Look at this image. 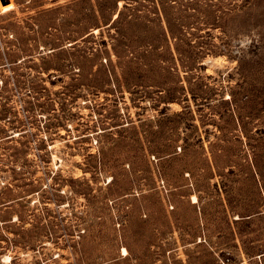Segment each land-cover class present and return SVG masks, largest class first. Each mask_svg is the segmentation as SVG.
Wrapping results in <instances>:
<instances>
[{
    "label": "rangeland",
    "instance_id": "obj_1",
    "mask_svg": "<svg viewBox=\"0 0 264 264\" xmlns=\"http://www.w3.org/2000/svg\"><path fill=\"white\" fill-rule=\"evenodd\" d=\"M0 264H264V0H0Z\"/></svg>",
    "mask_w": 264,
    "mask_h": 264
},
{
    "label": "water",
    "instance_id": "obj_2",
    "mask_svg": "<svg viewBox=\"0 0 264 264\" xmlns=\"http://www.w3.org/2000/svg\"><path fill=\"white\" fill-rule=\"evenodd\" d=\"M9 2V0H1V3L2 4H6V3H8Z\"/></svg>",
    "mask_w": 264,
    "mask_h": 264
}]
</instances>
